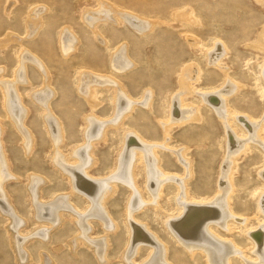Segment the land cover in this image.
I'll list each match as a JSON object with an SVG mask.
<instances>
[{
    "label": "rangeland",
    "instance_id": "obj_1",
    "mask_svg": "<svg viewBox=\"0 0 264 264\" xmlns=\"http://www.w3.org/2000/svg\"><path fill=\"white\" fill-rule=\"evenodd\" d=\"M104 2L113 6L114 9L120 8L135 15L140 14L146 18V21L155 23L153 24L155 25L154 29L145 37L127 33L125 27L118 29L104 27L99 31L102 34L106 29L110 30L109 36L111 37L121 35L116 38L120 39L118 43L127 44V53L131 57V61L135 62V66L128 75H121L125 77H121L119 83L125 85V90L130 94L131 100L138 101L146 88L153 91L152 110L143 109L144 111H142L135 105L131 114L122 120V126H130L131 129L141 132L148 139H145L148 143L145 140L143 142L152 144V147L154 145L151 149V155L154 157L156 154L153 150L158 149L159 156L157 157L160 159L158 161L161 163L162 169L168 175L183 181L185 179L184 183H181L185 186L187 196H193L196 202L210 201L215 196V183L222 174V170L219 169L220 165L225 161L224 159L228 158L226 154L223 155V129L219 119L208 107H205L203 102L201 103L196 94L191 93L188 96H183L185 97L183 100L185 99L190 107L199 106V116L201 117L198 116L195 121L190 120L182 124L171 123L173 126L170 124V130H167L168 137L167 134L166 136L162 135L163 127L158 121L167 119H164V116L168 110L166 107L168 97L176 92L178 70L196 64V66H200L202 74L200 72L201 76L199 75L200 77L194 84L197 87L194 92H213L215 89H221L224 83L232 81L231 83L237 87L234 93L225 98L226 107L230 111H235L237 116L249 117V120H254V122L257 120L256 122L260 125L259 133L261 134L259 135L264 142V82L259 76V69L264 63V0H104ZM95 3V0H0V39H3L4 36H6L5 39H12V43L0 49V69L4 65L5 75L8 76L11 73L15 56L13 49L17 44V38H22L24 45L30 47L33 54L35 53V58L39 56L37 59L39 63L42 64L43 59L48 64L50 72L48 75L51 78L50 86L52 87L49 86V89L52 92L55 91L51 100V109L58 121L62 123L61 128L64 130L65 139L58 147L60 151L64 152L63 154L83 144L81 142V116L88 108L83 97H80L75 91L74 70L90 65L91 68H94V73L101 74V77L104 75L109 77H106L107 79L114 78L113 81H117L116 77L119 75L117 72L110 71L111 69L107 65L108 49L100 47L79 19V7L81 5L95 7L93 6ZM33 5H41V7L45 5L44 8H48L47 12L35 16L36 18L41 16L39 18L43 19L44 26L41 29H35V32L33 30L32 35L29 33L25 35L26 27L23 26L21 20H26L27 23V9L29 10ZM120 9L117 11H121ZM92 11L95 12V10L85 11L89 13L85 15L90 17ZM190 11H193L196 21L200 20V26L194 23L191 25L192 22L184 23L183 20L180 21L177 18V14L182 12L188 14ZM68 25L73 29V32L70 33L74 37L75 43L77 42L76 37H78V39L81 38L82 45L74 54L63 57L58 51L56 34L62 26L67 27ZM12 26L14 27L12 28ZM99 26L103 27L104 23H99ZM185 26L187 27L185 28ZM189 35H192L191 38ZM185 37H187L186 40ZM30 38H33L34 41L27 43ZM213 41L223 42L225 47L224 55L219 61L220 68L206 65L205 56L202 53L206 48L213 47V45L211 46ZM116 42L110 43L115 45ZM192 45L196 46V49ZM27 66V73L33 85L38 84L43 73L36 71L31 65ZM17 68L19 69L20 66ZM224 70L226 79H223L222 75ZM41 71L43 70L41 69ZM22 82L18 89L22 102L28 108L24 125L33 134L32 150L28 155L24 154L17 131L5 117H2L4 131L1 138L10 162L9 169L12 173L10 174L18 176L17 180L11 179L6 182L5 188L9 193L11 203L19 212V216L22 215L20 218L25 223L20 228L21 233L13 229L9 231L7 219L0 215V264H98L91 249L87 248L83 241L82 243L77 241V245L73 249L70 248V243L73 244L70 241L76 236V226L65 215L59 228L47 224L46 228L51 231L47 243L41 242L39 239L28 240L25 243V251L28 252L29 258L26 262L20 258L16 261L10 232L13 231V240L16 241L18 234L21 237L30 236L40 227L32 217L24 188V177L27 172L43 176L44 181L40 182L39 193L44 199L48 200L53 193L60 195L70 192L69 201L78 206V208L76 207L77 211L86 205L83 197L75 193L71 194V191L67 189L66 177L60 175V172L51 166L49 138L39 117L41 107L27 95L31 84L25 85V81L22 80ZM36 87L39 90L43 86ZM104 91L103 89L99 91L101 96L99 95L100 97L97 99L99 104L96 105L94 113L96 116L98 115L97 119L103 120L105 125L107 124L105 128L106 140L95 142L91 148V157H95L94 166L90 169L93 178L105 177L113 171L116 150L120 147L121 131L119 127V130L114 129L113 123L109 124L114 118V112L111 110L108 92ZM0 115L4 116L1 107ZM236 120L230 124L234 135L240 137L239 139H247L249 132L241 124L242 122ZM156 144L158 145L155 146ZM245 144H247L246 149L232 154L234 159H232L233 156L228 158L229 162L232 159L229 163L231 179L228 178L229 183L232 184V191L228 197L231 210L227 206L230 215L232 214L227 219V221L230 220V223L227 225L226 222L223 227H213L214 229L211 231L220 240H227L232 243V247L235 245V249L237 248L238 252L229 256L231 264H245L246 261L259 263V257L253 253L256 243L253 245V240L249 236L255 231L264 232V214L260 210V213L257 212L259 206L256 207L258 198L264 194V177L262 175L264 172V151L252 140H245ZM179 148L183 149L185 155L183 156L179 152L180 155L176 159L173 153L177 152ZM181 159L189 160L192 167L188 169L187 165L186 168ZM137 163L135 161L136 166H134L137 194L141 201L146 202V205L135 212V218L139 219L138 223L146 225L148 230L154 233V236L158 235L157 237L165 242L168 249L167 254L173 264H207L201 251L184 249L161 223L163 213L172 215L175 212L173 199L177 194L176 187L178 185L173 182L174 185L172 181H170L171 183L167 182L157 201L146 190L143 171H141L143 167L142 164ZM108 185L111 189L112 184ZM110 192L101 205L104 206L106 215H110L116 221L118 229L113 233H107L99 221L92 218L88 220L89 234L93 238L106 236L109 240L106 251L109 264H123L119 257L127 237L123 213L127 199L132 193L119 182L114 184ZM180 192L177 197L180 196ZM181 199L183 200L184 197ZM147 251L146 247L141 248L135 256V262L141 263V260L146 257Z\"/></svg>",
    "mask_w": 264,
    "mask_h": 264
},
{
    "label": "bare ground",
    "instance_id": "obj_2",
    "mask_svg": "<svg viewBox=\"0 0 264 264\" xmlns=\"http://www.w3.org/2000/svg\"><path fill=\"white\" fill-rule=\"evenodd\" d=\"M95 1L96 3L93 5L95 7H90V5L88 7H85L84 5L79 7V19L82 21L84 28L87 29L93 39L99 43L100 47L108 49L106 59L107 65L109 69H111L110 71H113V73L117 72L119 75L116 77L117 81H113L114 78L107 79L109 78L108 76H106L107 78L104 75L101 77V74L99 75L94 73V68H91L90 65L78 67L74 70L75 91L80 97H83L88 106L87 110L83 113V116H81V142H83V144L80 145V147L78 146V148L76 147L74 149H70L65 154H63L64 152L60 151L58 148L59 145L63 143L65 138L63 133L64 130L61 128L62 123L58 121L53 113V109H51V100L54 97L55 91L53 90L52 92L51 89H49L51 78H49L48 75V73H50L48 64L43 59L42 64L39 63L37 60L39 56L35 58V53L33 54L30 47L24 45L22 38H17V44L14 45L15 48L13 50L15 51V56L14 63L12 64L13 68L10 70L11 73L8 76L5 75L4 65L0 69V107L4 115H0V215L7 219L9 223V231L13 229L18 233H21L20 228L25 221L21 220L22 218L20 217L22 215L19 216L20 214L11 203L9 193L5 188L6 182L11 179L17 180L18 176L14 174L11 175L12 173L9 169L10 162L1 138L4 131L2 117L7 118L13 129L17 131L20 137L22 150L25 155H28L33 147V134L30 129L24 125V119L27 115L28 108L22 102L20 91L18 89V86L22 85L20 83H23L22 80L25 81V85L31 84L27 90V95L33 102L39 104L41 107V110H39V117L49 138V157L51 166L56 171L60 172V175H64L66 177L67 189L71 191V194H78L86 201L85 207L81 208L83 210L81 211L80 209V211H77L78 206L76 204H72L73 202L70 203L69 201L70 192L68 193L69 195H55L53 193L49 196V199L47 198L48 200H46L39 193L40 182L44 181L43 176L41 177L39 174L34 172H27L24 177V188L27 194L29 206L31 208V213L33 215L32 217L40 227L30 234V236L28 235L29 237H21L17 233L18 235L16 236V241L13 240V231L10 232L16 254V261L20 258L26 262L29 258L28 252L25 251V243L28 240L39 239L41 242L47 243L50 237L49 233L51 232L48 228H46L47 224L53 225L54 228H59L65 215L68 216L71 222L76 226V236L70 241L73 242V244L70 243V248L73 249V247L77 245V241H81V243L83 241L84 245L91 249L98 264H109V261L106 258L109 240L106 236L93 238L89 234L90 224L88 220L92 218L98 220L107 233H113L118 229L116 221L110 217V215H106V211L103 209L104 206H102L101 203L104 202L106 195L112 191L114 184L119 182L127 187L130 190V193H132L131 196H129L130 198L127 199L128 201L125 204L123 213L127 237L126 241H124V248L120 251L119 257L121 258V261L123 264H173L167 254L168 249L164 244L165 242L160 240V237H157L158 235L154 236V233H151V230H148L146 225L138 223L139 219L137 220V217L135 218V212L146 205V202L141 201V198L138 196L139 194H137V186L134 178V166H136V161V163L138 162L137 164H142L143 168L141 171H143L146 190L149 191L150 195H152L154 199L157 200L161 197L163 187L170 181H172V183L175 182V184L178 185H176L177 194L181 191L180 196L177 197L176 194L173 199L175 212L172 215L163 213L161 216V223L164 226V229L171 233L179 245H181L184 249L189 251L198 249L201 251L207 264H231L229 256L235 255L236 252H238L237 248L235 249V245L232 247V243L227 242V240H220L216 237L217 235H213L211 231H213V227H223L226 222L227 225L230 223V220L227 221L228 217L232 215H230L229 212L230 205L228 197L230 191H232V184L229 183L228 178L231 179V177H229V163L232 159H234L232 154H237L246 147L247 144H245V140H252L255 144L257 143L260 145V148L264 151V142L259 135L261 134L259 133L260 125L256 122L257 120L254 122V120H249V117L237 116L235 111H230L226 107L225 98L234 93L235 88L237 87L231 83L232 81H228L226 84L223 82L224 84L222 88L220 87L221 89H215L217 91L194 92V90L197 89L194 84H196L195 82L201 76L200 72L202 74L200 66H196V64L192 62L195 65L185 66L178 70L177 89L171 97H168L169 100L166 106L168 110H165L167 114H165L164 119H167L162 121L160 118L161 120L158 121L163 127L162 135L166 136L168 132L167 130H170L169 127L173 126L175 123L182 124L190 120L195 121L198 119L200 114L199 106L190 107L189 104L185 102V99L183 100V98H185L183 96L185 95L188 96L191 93L196 94L201 103L203 102L205 107H208L219 119L223 129V155L226 154L228 158L229 156H233L230 162L228 158H223L225 161L223 160L224 162L219 168L222 170V174L218 178L217 183H215V196L210 201L196 202L193 196H187L184 188L185 186H183L185 179L183 181L175 176L168 175L167 172L162 169L160 165L161 163L158 161L160 159L157 157L159 156L158 149L155 148L153 150L156 154L155 158L151 155V149H153L154 145L152 147V144H147L148 139L145 138L141 132L131 129L130 126H122V120L131 114L135 105H137L142 111H144L143 109H149V111L150 109L152 110L153 91L146 88L140 96L142 100H140L141 98L139 99L140 101L131 100L130 94L125 90V85L123 86V84L119 83V80L122 79L121 77L128 75V73H130L129 71H131L135 66V62L131 61V57H129V54L127 53V44L118 43L120 39L117 40L116 38L121 35H113V37L109 36L110 30L108 31L106 29V31H103L102 34L99 32L100 29L102 30L104 27H111L110 29L125 27L127 33H131L137 37H145L154 29L155 25L153 24L155 23L152 24L153 21H146L144 16L140 14H132V12L130 13L128 10H121L118 8L121 11H117V8V10L114 9L113 6L111 7V5L104 2V0ZM44 6L41 7V5H33L29 8V10L27 9V23L26 20H21L23 26L26 27L25 35L28 33L29 35H32L33 30V32H35V29L43 28V19L39 18L41 16L38 18L35 16H38L42 12H47L48 8H44ZM87 10H95V12L92 11L90 17H87L88 15H85L89 14L88 12H85ZM195 17L196 16L193 11H190L188 14H185L184 12L177 14V18H179L180 21L183 20L184 23L192 22V24L190 23L191 25H193V23L199 25L200 20L196 21L194 19ZM99 23H104V26L100 27ZM187 26H185V28ZM13 27L14 26H12V28ZM70 32H73V29L68 25L67 27L62 26L56 34L58 51L63 57H69L71 54H74L81 48L82 45L81 38L78 39V37H76L77 42L75 43L73 40L74 37L71 36ZM5 38L6 36H4L3 39H0V49L5 48L12 43L11 38ZM186 38L187 37H185V40ZM195 39L197 38L195 37ZM33 41V38H30L27 43H31ZM113 41H117L115 45L111 44ZM195 42L197 43L198 41ZM222 43L213 41V44H211L213 47H211V49L206 48L205 51L202 52L205 56L206 65H213L220 68L219 61L222 59L225 52V47ZM194 48L196 49V46H194ZM188 63L191 64V62ZM27 65H31V67H34L36 71L43 73V76H41L42 79L38 82V84L33 85L32 80L27 73ZM186 65L188 64L186 63ZM17 66H20V68L18 69ZM41 69L43 71H41ZM44 73L47 74L45 75ZM222 75L224 77L223 79H226L227 76L225 74V70ZM259 76L264 82V63H262L261 68L259 69ZM13 78H15V80H12ZM38 85L39 87H43L38 90L36 87ZM102 89L105 90L104 92H108V100L111 104V110L114 112V118L109 124L113 123L112 125L114 129H118L119 127L121 131L120 147L116 150L117 153L115 155L114 165L112 164L113 171L105 177L93 178L91 177L92 172L90 169L94 166L95 157H91V148L95 142L102 139L103 141L106 140L105 128L107 124L105 125L103 120L97 119L96 117L98 115L96 116L94 113L96 105L99 104L97 99H99L98 97L101 96L100 93L102 92L99 91ZM33 90L35 91L34 93ZM80 90H83L84 92H81ZM45 112L46 114H44ZM235 119L242 122L241 124L246 127L249 132H247V139H239L240 137L238 138L234 135L230 124ZM238 124L240 123L238 122ZM143 140L147 143H144ZM157 145L158 144L155 146ZM179 152H181L183 156L185 155L183 149L179 148L177 152L174 151L173 153L176 159H178L177 157L180 155ZM180 158L182 157L180 156ZM184 160L181 159V161ZM188 161H184V165H186V168L188 165L189 169L192 166ZM262 173L264 177V172ZM109 183L112 184L111 189L109 188ZM181 197H184V199L182 200ZM258 199L256 207H259L257 212L260 210L264 214V194L260 195ZM249 237L250 239L252 238L251 240H253V245L256 243L253 253L259 257V263H251L250 261H246V263L264 264V232L260 230L255 231L250 233ZM143 247L148 249L147 255L143 260H141V263H137L135 262V256ZM40 253L41 252L39 251V254ZM41 254L40 256H42Z\"/></svg>",
    "mask_w": 264,
    "mask_h": 264
}]
</instances>
